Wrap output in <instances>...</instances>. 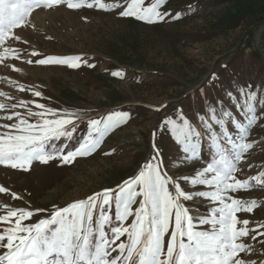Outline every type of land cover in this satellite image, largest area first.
Masks as SVG:
<instances>
[{"label": "snow or ice", "instance_id": "snow-or-ice-1", "mask_svg": "<svg viewBox=\"0 0 264 264\" xmlns=\"http://www.w3.org/2000/svg\"><path fill=\"white\" fill-rule=\"evenodd\" d=\"M164 3L165 0H0V63L10 59L73 69L82 64L95 67L80 55H47L33 60L29 57L40 53L14 47L17 42L27 43L14 29L26 26L34 8L63 4L70 10L85 6L116 10L121 18L145 23L180 16L161 11ZM12 68L20 71L14 64ZM112 75L118 77L121 71H113ZM218 79L213 72L211 86ZM6 83L43 98L35 86L11 79ZM199 92L198 111L191 118L179 109L174 114L176 118L166 116L160 126L174 138L177 162L182 166L191 162V171L182 173L180 168L173 171L163 167L154 130L153 157L115 188H104L64 207L53 206L47 217L34 223L31 221L36 214L45 209L4 205L0 214V264H264V259L251 258L256 248L249 242H259L264 249V223L238 215L253 213L258 201L230 195L249 189L253 181L264 187V172L247 179L237 176L238 162L251 147L246 142L249 128L258 119L257 108L264 106V90L258 94L251 85L240 87L236 94L226 90L235 113L225 106L223 97H212L203 87ZM0 97L5 98L0 101V110L10 111L0 119L13 121L0 124V165L22 171H29L34 161L47 164L59 159L61 165H67L88 156L109 130L130 118L128 112H111L88 120L87 131L76 136L79 113L51 108L35 99H17L9 92L0 91ZM166 107L160 105L156 111ZM21 108L26 111L22 113ZM205 147L210 158L205 156ZM202 158L204 164L199 163ZM198 186L204 190H196ZM8 192L9 188L0 185V193ZM10 194L13 200L23 199L16 192ZM195 198L210 202L208 214H193L186 206L185 202Z\"/></svg>", "mask_w": 264, "mask_h": 264}, {"label": "rangeland", "instance_id": "rangeland-1", "mask_svg": "<svg viewBox=\"0 0 264 264\" xmlns=\"http://www.w3.org/2000/svg\"><path fill=\"white\" fill-rule=\"evenodd\" d=\"M150 2L154 0H146ZM160 10L180 16L145 23L121 18L116 10L86 6L70 10L62 4L34 8L26 26L14 29L27 41L17 42L14 47L40 53L30 59L80 55L95 67L82 64L73 69L66 65L5 60L0 63V91L9 92L17 99H35L51 108L79 113L81 121L76 136L87 131L90 119L111 112H128L130 118L109 130L92 154L78 157L71 164L61 165L59 159L47 164L34 161L29 171L17 170V184L26 185L31 180L29 192L23 194L11 189L0 193V214L4 205L44 209L43 204L51 202L49 209L36 214L31 221L34 223L47 217L53 206L64 207L104 188H115L153 157L154 130L163 167L173 171L180 168L182 173H187L191 171V162L188 166L177 162L174 138L160 127L163 119L176 118L174 114L179 109H184L191 118L198 111L201 87L212 97H223L230 109L232 102L225 96L226 90L236 94L237 89L247 85L258 94L264 90V0H165ZM13 64L19 72L13 70ZM117 70L121 75L113 76L112 72ZM213 72L219 78L214 87L211 86ZM8 79L35 86L42 91L43 98L18 91L6 83ZM4 100L0 97V101ZM163 104L167 107L156 111ZM30 107L38 110L34 105ZM231 110L235 113V109ZM7 114L10 111L0 110V117ZM238 115L247 120L243 113ZM256 115L258 119L250 126L246 138L251 147L237 165L240 179L264 172V106L257 108ZM12 122L0 119V124ZM204 153L210 158L207 147ZM199 163L204 164L205 160L202 158ZM14 171L0 165V179L13 180ZM50 183L53 187H48ZM252 184L249 189L230 195L243 200L256 199L258 205L253 213L238 215L241 219L264 223V187L256 181ZM196 190L204 189L198 186ZM31 191L39 194L38 203ZM11 192L23 199L13 200ZM185 204L196 215L208 214L211 206L203 198ZM249 242L256 248L251 258L264 259L260 243Z\"/></svg>", "mask_w": 264, "mask_h": 264}, {"label": "bare ground", "instance_id": "bare-ground-1", "mask_svg": "<svg viewBox=\"0 0 264 264\" xmlns=\"http://www.w3.org/2000/svg\"><path fill=\"white\" fill-rule=\"evenodd\" d=\"M7 169H9V168H7ZM16 171H14V173L13 174H15L16 176H12L14 179L12 180H10V181H3V179H0V185H2V186H6L7 188H9V191H12L11 189H13V190H15V191H18V192H21V193H23V194H27V192H29V185H31V180H28L27 182H26V185H22V184H17L16 183V177H17V173H19V171H17V169H15ZM13 171V170H12ZM18 180V179H17ZM52 181V180H51ZM6 183V184H5ZM18 183H21V181H18ZM24 184V183H23ZM53 185L54 184H52V183H50L49 185H48V187H53ZM32 192V194L34 195H36L35 197H34V199H35V201L38 203L39 202V200H37V198H39L40 196H39V194L38 193H36V192H33V191H31ZM43 192V191H42ZM43 204V203H42ZM17 205V204H16ZM51 205H52V203L51 202H46V203H44L43 204V207L42 208H44L45 210H47V209H49L50 207H51ZM44 217V216H43Z\"/></svg>", "mask_w": 264, "mask_h": 264}]
</instances>
